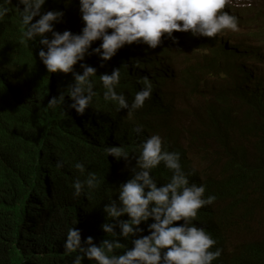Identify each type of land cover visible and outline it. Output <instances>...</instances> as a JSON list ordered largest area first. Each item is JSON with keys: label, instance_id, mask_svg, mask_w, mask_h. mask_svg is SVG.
I'll use <instances>...</instances> for the list:
<instances>
[{"label": "trees", "instance_id": "16d2710c", "mask_svg": "<svg viewBox=\"0 0 264 264\" xmlns=\"http://www.w3.org/2000/svg\"><path fill=\"white\" fill-rule=\"evenodd\" d=\"M242 2L243 12L252 7L253 0ZM248 19L251 24L242 22L250 26L234 34L239 41L233 46L242 51L253 49L252 42L264 47V4ZM22 34L11 14L0 22V264H73L76 254L63 247L70 227L80 230L82 242L88 236L97 245L112 238L98 228V221L105 223L104 206L111 197L118 198L113 190L124 179H114L122 162L106 156L104 149H135L137 125H143L148 136L163 137L169 151L180 153L184 169L194 171L192 176L206 186L205 196H216L200 218L226 249L229 264H264V92L252 97L231 82L234 75L248 76L251 65L244 58L251 51L228 61L218 54L221 44L188 35L186 42H171V47L185 45L169 56L164 54L167 39L152 51L137 44L135 62L144 65L139 56L145 54L143 60L150 59L146 72L153 77L162 70L173 78L165 67L172 60L176 66V58L185 60L176 66V78L168 85L174 99L163 98L164 83L156 80L153 91L158 89V96L126 114L117 129L118 122L112 120L124 112L98 91L89 107L98 123L85 133L64 117L62 105L48 106L51 98L61 95L59 78L68 79L69 74L48 73L38 57V40L30 43ZM103 62L111 69L117 66L116 56ZM135 88L136 82L123 75L117 91L130 103ZM98 159L101 163L95 168ZM58 161L64 162L63 168L57 169ZM77 162L85 164V173L75 168ZM87 171L96 173L99 187L89 197L76 198L72 182L85 179ZM153 176L171 173L161 164ZM80 208L93 214L82 223L75 221ZM140 227L145 229L141 235H147V224ZM120 242L132 247L131 240ZM82 264L91 262L85 259Z\"/></svg>", "mask_w": 264, "mask_h": 264}, {"label": "clouds", "instance_id": "9594fccd", "mask_svg": "<svg viewBox=\"0 0 264 264\" xmlns=\"http://www.w3.org/2000/svg\"><path fill=\"white\" fill-rule=\"evenodd\" d=\"M255 3L253 0L252 7L243 12L244 3L240 1L234 6L232 0H0V22L11 14L23 31V39L30 43L38 40L42 46L38 57L47 72L69 74L68 79L59 78L57 94L61 95L51 98L48 106L62 105L64 117L86 133L98 123L89 111L98 91L105 101L114 102L117 111L124 112L120 119L112 120L118 122L117 129L123 125L120 121L126 114L142 109L146 101L158 96L159 90L153 91L156 80L164 83L163 98L167 102L174 99L168 85L176 78L177 62L175 66L172 60L165 67L169 74H174L173 78L162 70L153 77L146 72L150 59L144 61L145 54L139 56L144 65L135 62L137 44L147 45L144 49L152 51L167 39L164 54L169 56L185 45L171 47V42H186L188 35L193 39L207 37V42L221 44L218 54L228 61H238L242 59L240 52L251 51L244 58L251 65L248 76L234 75L231 82L239 91L261 97L264 47L252 42L253 49L242 51L233 46L239 41L234 36L236 31L250 26L248 17L257 12ZM243 14H248L243 20H249V25L240 19ZM114 56L115 69L103 66V61ZM94 58L102 64L94 65ZM123 75L136 82L130 103L125 94L117 91ZM52 83L53 80L50 86ZM133 131L138 146L132 151L117 145L104 149L106 156L122 162L114 179H124L113 190L118 198L111 197L104 206L105 223L102 218L98 221V228L112 238L97 245L88 236L82 242L80 230L68 228L63 247L66 253L76 254L73 264H82L85 259L91 264H229L226 249L200 218L216 196H205L206 186L192 176L194 171L184 169L180 153L169 151L163 137L148 136L143 125H137ZM114 138L116 134L112 142H116ZM161 164L171 173L170 177L153 176V170ZM56 167L63 168L64 162L58 161ZM75 168L82 174L86 171L82 162H77ZM99 184L96 173L87 171L85 179L72 182L73 196L89 197ZM77 212L75 221L81 223L93 215L83 208ZM124 216L127 219H121ZM149 220L152 222L148 223ZM141 224H147V235H141L145 231ZM121 238L131 240L132 247L121 243ZM119 249H123L122 254Z\"/></svg>", "mask_w": 264, "mask_h": 264}, {"label": "rangeland", "instance_id": "374dc122", "mask_svg": "<svg viewBox=\"0 0 264 264\" xmlns=\"http://www.w3.org/2000/svg\"><path fill=\"white\" fill-rule=\"evenodd\" d=\"M240 1H242V0H232V5H234V6H236V4H234V3H238V2H240ZM255 8H256V11H259L260 9H261V7H262V5L264 4V1H262V0H255ZM228 3H231L230 1H228ZM239 7H242V5H239ZM250 15H255L254 13H252V14H250ZM246 17H248V14H243L242 16H241V18L240 19H245ZM176 62H177V67H181L182 66V64L184 63V60L183 59H177L176 60ZM84 121H86V117L83 119V122Z\"/></svg>", "mask_w": 264, "mask_h": 264}]
</instances>
